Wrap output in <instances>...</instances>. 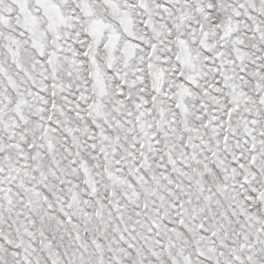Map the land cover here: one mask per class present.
Wrapping results in <instances>:
<instances>
[{"label": "snow or ice", "instance_id": "6c2138e0", "mask_svg": "<svg viewBox=\"0 0 264 264\" xmlns=\"http://www.w3.org/2000/svg\"><path fill=\"white\" fill-rule=\"evenodd\" d=\"M0 264H264V0H0Z\"/></svg>", "mask_w": 264, "mask_h": 264}]
</instances>
